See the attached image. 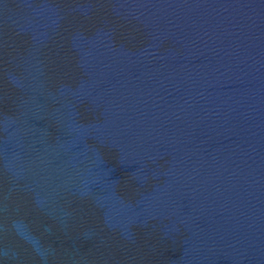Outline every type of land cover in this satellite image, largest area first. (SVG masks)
Listing matches in <instances>:
<instances>
[{"label":"water","instance_id":"95a60500","mask_svg":"<svg viewBox=\"0 0 264 264\" xmlns=\"http://www.w3.org/2000/svg\"><path fill=\"white\" fill-rule=\"evenodd\" d=\"M0 264H264V0H0Z\"/></svg>","mask_w":264,"mask_h":264}]
</instances>
